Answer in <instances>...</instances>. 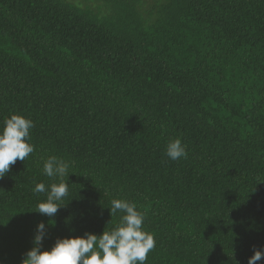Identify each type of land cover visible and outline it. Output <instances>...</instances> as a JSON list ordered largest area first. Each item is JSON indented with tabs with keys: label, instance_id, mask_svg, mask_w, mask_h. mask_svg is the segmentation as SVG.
<instances>
[{
	"label": "trees",
	"instance_id": "1",
	"mask_svg": "<svg viewBox=\"0 0 264 264\" xmlns=\"http://www.w3.org/2000/svg\"><path fill=\"white\" fill-rule=\"evenodd\" d=\"M12 114L34 152L0 177V264H21L42 221V250L112 230L113 199L144 214L146 264L264 250V0H0V129ZM49 156L70 165L55 226L33 191L60 182Z\"/></svg>",
	"mask_w": 264,
	"mask_h": 264
},
{
	"label": "clouds",
	"instance_id": "2",
	"mask_svg": "<svg viewBox=\"0 0 264 264\" xmlns=\"http://www.w3.org/2000/svg\"><path fill=\"white\" fill-rule=\"evenodd\" d=\"M34 127L31 119L12 114L3 121L0 129V177H3L17 160L25 159L34 152L30 129ZM166 155L171 160L187 157L186 146L180 138L168 142ZM69 163L62 158L49 156L43 162V173L50 178H59L50 188L41 182L33 189L35 193H46V200L37 204L36 212L51 218L64 206L63 199L69 192ZM111 216L122 213L119 223L110 231L97 235L85 232L83 236L57 238L50 250H42L47 235L46 224H37L33 247L24 254L21 264H146L147 256L156 247L153 233L143 228L145 216L137 210L134 202L113 199L109 208ZM49 225L55 226L54 223ZM264 259V250L255 249L248 264H257Z\"/></svg>",
	"mask_w": 264,
	"mask_h": 264
},
{
	"label": "rangeland",
	"instance_id": "3",
	"mask_svg": "<svg viewBox=\"0 0 264 264\" xmlns=\"http://www.w3.org/2000/svg\"><path fill=\"white\" fill-rule=\"evenodd\" d=\"M77 1H81V0H77Z\"/></svg>",
	"mask_w": 264,
	"mask_h": 264
}]
</instances>
